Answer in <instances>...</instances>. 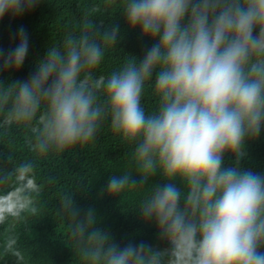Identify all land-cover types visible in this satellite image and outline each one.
<instances>
[{
	"label": "clouds",
	"instance_id": "clouds-1",
	"mask_svg": "<svg viewBox=\"0 0 264 264\" xmlns=\"http://www.w3.org/2000/svg\"><path fill=\"white\" fill-rule=\"evenodd\" d=\"M39 3L0 0V19ZM102 7L153 43L142 58L126 56L98 73L119 26L85 17L26 79L0 81V138L22 130L31 153L16 163L7 156L11 168L0 164V226L40 213L39 159L88 145L107 125L127 165L104 191L135 194L130 207L165 246L118 243L96 226L94 210L81 215L64 193L58 216L74 264H264V174L239 165L246 140L264 128V0H102ZM11 39L14 46L0 48V72L18 70L28 55L23 26ZM226 154L233 166H224ZM20 251L17 234H0V258L19 264Z\"/></svg>",
	"mask_w": 264,
	"mask_h": 264
},
{
	"label": "trees",
	"instance_id": "trees-1",
	"mask_svg": "<svg viewBox=\"0 0 264 264\" xmlns=\"http://www.w3.org/2000/svg\"><path fill=\"white\" fill-rule=\"evenodd\" d=\"M85 17L94 19L97 25L119 26L117 43L107 53L104 63L97 69L98 73L103 74L117 67L126 56L142 58L153 43L142 37L138 28L130 29L119 11L105 13L102 0H40L31 11L21 16L0 19V48L7 50L14 46L11 35L20 26L29 37V52L24 64L18 70L0 72V81L26 79L34 72L35 62L46 54L48 46L59 44L65 32L78 31ZM143 103L150 109L154 99L146 94ZM25 135L24 131L15 130L0 138V164L11 168L7 160L9 155L13 163L31 158L24 142ZM244 152L239 161L240 167L264 174V128L255 139L246 140ZM233 161L234 158L226 154L224 166H233ZM126 165L127 150L119 144L107 125L102 127L92 143L39 159L36 176L42 190L35 199L40 213L25 216L17 223L9 219L0 226V234L7 235L11 231L18 235L22 256L19 264H74L73 253L65 241L66 227L58 216L59 197L64 193L73 194V201L81 215L89 208L94 210L96 226L108 231L118 243L131 240L165 246L157 235L156 226L142 221L140 214L130 207L135 194L126 192L119 198L104 191L108 178ZM151 179L156 184L162 182L159 177ZM177 186L182 187L179 182ZM8 199L11 200L12 196L9 195ZM0 264L18 262L14 256L5 255L0 258Z\"/></svg>",
	"mask_w": 264,
	"mask_h": 264
}]
</instances>
